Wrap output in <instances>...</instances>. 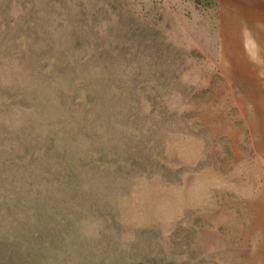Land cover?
Returning <instances> with one entry per match:
<instances>
[{"label":"rangeland","instance_id":"rangeland-1","mask_svg":"<svg viewBox=\"0 0 264 264\" xmlns=\"http://www.w3.org/2000/svg\"><path fill=\"white\" fill-rule=\"evenodd\" d=\"M261 81L264 0H0V264H264Z\"/></svg>","mask_w":264,"mask_h":264},{"label":"crops","instance_id":"crops-1","mask_svg":"<svg viewBox=\"0 0 264 264\" xmlns=\"http://www.w3.org/2000/svg\"><path fill=\"white\" fill-rule=\"evenodd\" d=\"M261 84V102L257 106L255 103L251 104L250 128L252 188H255L256 184L258 191L251 193L248 203L258 206L260 219L264 221V81H261Z\"/></svg>","mask_w":264,"mask_h":264}]
</instances>
